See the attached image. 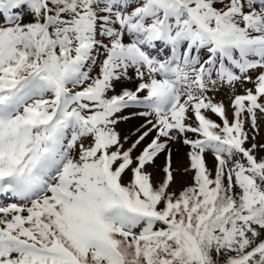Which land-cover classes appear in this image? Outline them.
I'll use <instances>...</instances> for the list:
<instances>
[{"label":"snow or ice","instance_id":"1","mask_svg":"<svg viewBox=\"0 0 264 264\" xmlns=\"http://www.w3.org/2000/svg\"><path fill=\"white\" fill-rule=\"evenodd\" d=\"M0 264H264V0H0Z\"/></svg>","mask_w":264,"mask_h":264},{"label":"rangeland","instance_id":"2","mask_svg":"<svg viewBox=\"0 0 264 264\" xmlns=\"http://www.w3.org/2000/svg\"><path fill=\"white\" fill-rule=\"evenodd\" d=\"M130 86V85H129ZM241 89L239 88V87H237V91H240ZM218 98H222V99H224V102H225V104L227 105L228 104V99H227V96L225 95V93L224 92H221L220 94H218ZM129 123H131V124H134V123H137V121H134V120H132V121H130ZM123 127H127V125H124ZM258 139H259V137H258ZM179 149H180V152L182 153L183 151H184V147L182 146V145H180L179 146ZM174 159H175V154H174ZM207 159L209 160V165L211 166V163H212V157H211V155L209 154V155H207ZM189 179V177L188 176H185V177H177V184L175 185L176 187H179V185H180V183L182 182V181H187Z\"/></svg>","mask_w":264,"mask_h":264},{"label":"bare ground","instance_id":"3","mask_svg":"<svg viewBox=\"0 0 264 264\" xmlns=\"http://www.w3.org/2000/svg\"><path fill=\"white\" fill-rule=\"evenodd\" d=\"M134 121H136V120H134Z\"/></svg>","mask_w":264,"mask_h":264}]
</instances>
